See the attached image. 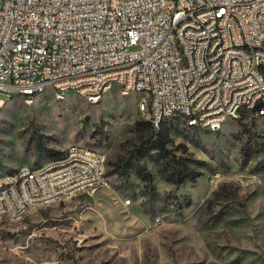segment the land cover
<instances>
[{
  "label": "rangeland",
  "instance_id": "obj_1",
  "mask_svg": "<svg viewBox=\"0 0 264 264\" xmlns=\"http://www.w3.org/2000/svg\"><path fill=\"white\" fill-rule=\"evenodd\" d=\"M0 100L2 175L71 145L99 152L110 178L21 219L0 215V264H264V115L218 131L168 121L157 137L149 107L138 112L140 97L117 85L98 104L72 91L57 100L53 88L33 103ZM157 139L165 150H153ZM168 161L196 179L174 184Z\"/></svg>",
  "mask_w": 264,
  "mask_h": 264
},
{
  "label": "built area",
  "instance_id": "obj_2",
  "mask_svg": "<svg viewBox=\"0 0 264 264\" xmlns=\"http://www.w3.org/2000/svg\"><path fill=\"white\" fill-rule=\"evenodd\" d=\"M123 62L132 69L115 73ZM114 85L140 97L138 112L154 95L152 124L182 106L210 131L264 115V0H0V93L33 103L34 90L72 88L98 104ZM109 179L102 157L70 145L42 171L21 166L0 209L20 215L82 184L109 188Z\"/></svg>",
  "mask_w": 264,
  "mask_h": 264
},
{
  "label": "bare ground",
  "instance_id": "obj_3",
  "mask_svg": "<svg viewBox=\"0 0 264 264\" xmlns=\"http://www.w3.org/2000/svg\"><path fill=\"white\" fill-rule=\"evenodd\" d=\"M237 34H238V41H246V33L244 31V27H237ZM238 53L241 54H249L250 53V46L249 45H241L238 46ZM132 69V62H123L119 65H115V73H122L126 72V70ZM110 87L109 89H111ZM48 88L44 90H34L33 91V102L37 98V96L43 92H45ZM55 90V88H53ZM109 89L106 91L108 92ZM68 91H72V88H64L60 89V95L57 94V90H55V95L57 100H64L66 97V94ZM122 94L125 96V89H121ZM60 96H64L60 98ZM80 96L83 97L86 101H88L91 104H95L91 102V98L88 92H81ZM23 97V96H22ZM146 97L149 99L148 106H145V103L142 105V109H145L146 107H149L150 111V119H153L154 115V105H155V98L153 94H146ZM27 103H30L29 100H26ZM264 105V102H262V106ZM2 108V107H1ZM264 109V107H262ZM194 116V106H182V108L177 113H165L161 120H155V124H153L155 129H159L160 125L164 122L168 121H178L186 125V127L189 128H198L199 129V120L194 118H188ZM187 118V119H184ZM228 121H221L219 122V129H222V127L227 123ZM72 147H78V150L80 151H87L88 154L93 155L94 157H102V155L99 152L79 147V146H72ZM68 153V149L65 151V153L59 157L50 159L43 164L39 166H28L29 170L32 171H42L43 168H46L49 164L56 163L58 161L65 159V154ZM102 170L104 174H106V167H105V161L102 157ZM17 172H21L20 169H16L13 171H8L4 175L1 174V166H0V193H7L8 188H12V176H15ZM110 186V183H109ZM96 191V184H82L81 185V191L80 190H72L64 195L57 196V199H51V200H42L40 202H37L35 207L39 206H45V205H51L53 203H59V202H68L72 200L73 198L77 197L80 194H89L92 195ZM33 208L26 209V211H22L20 215L13 216L11 211H3L0 209V215L6 217L10 221H15L18 219L23 218L25 215L29 213V211Z\"/></svg>",
  "mask_w": 264,
  "mask_h": 264
},
{
  "label": "trees",
  "instance_id": "obj_4",
  "mask_svg": "<svg viewBox=\"0 0 264 264\" xmlns=\"http://www.w3.org/2000/svg\"><path fill=\"white\" fill-rule=\"evenodd\" d=\"M264 107V105L262 106ZM160 130V129H159ZM158 130V131H159ZM153 132H154V136L159 137V132H156V129L153 127ZM160 140L157 139L156 143H158V145H155V147H152L153 150H156L158 152H161L163 150H165V145H159ZM165 167L164 170H171L170 168H172L174 171L171 175H169V179L171 182H173L174 184L177 185H181L184 184L186 182H191L194 181L196 178L193 177V174H187L183 176V173L180 171V165L179 163H173L172 161H168L164 163ZM140 177L145 180V181H152V176L150 174H140Z\"/></svg>",
  "mask_w": 264,
  "mask_h": 264
},
{
  "label": "crops",
  "instance_id": "obj_5",
  "mask_svg": "<svg viewBox=\"0 0 264 264\" xmlns=\"http://www.w3.org/2000/svg\"><path fill=\"white\" fill-rule=\"evenodd\" d=\"M109 177V176H108ZM80 195H83V194H80ZM80 195H78L77 197H79ZM76 198V197H75Z\"/></svg>",
  "mask_w": 264,
  "mask_h": 264
}]
</instances>
